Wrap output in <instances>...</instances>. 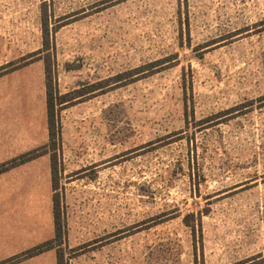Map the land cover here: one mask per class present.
<instances>
[{
  "label": "rangeland",
  "instance_id": "rangeland-1",
  "mask_svg": "<svg viewBox=\"0 0 264 264\" xmlns=\"http://www.w3.org/2000/svg\"><path fill=\"white\" fill-rule=\"evenodd\" d=\"M43 17L69 101L55 256L264 264V0H0V68L20 65L0 77L1 149L49 142L44 62L21 66L42 50ZM43 162L46 191L30 186L47 205L32 202L27 225L46 212L49 241Z\"/></svg>",
  "mask_w": 264,
  "mask_h": 264
},
{
  "label": "crops",
  "instance_id": "crops-1",
  "mask_svg": "<svg viewBox=\"0 0 264 264\" xmlns=\"http://www.w3.org/2000/svg\"><path fill=\"white\" fill-rule=\"evenodd\" d=\"M5 117L0 115V122L2 119H6ZM12 119L10 118V121ZM6 145L1 149L0 143V165L25 154L24 152H16L15 144L14 147L11 146L9 148V142L6 141ZM45 157L47 156L38 158L0 175V263L49 242L55 237L54 220L52 226L54 237L52 236V239H48L49 241H47V239L42 237L39 230L42 225L46 226L48 223L45 215L47 214L46 212H43V220L36 213L35 224L37 228L33 229L30 225H27V223H31L30 220L32 219V212L29 208L31 203L35 202L47 205L46 202L42 203V199L45 198L41 196V188L37 190V188L30 186L32 181L35 184L38 182L39 186L43 183L45 185L44 190L46 191L48 179L47 163L43 162L45 166L43 169H37V163ZM43 193L46 197V192ZM54 250L47 251L18 264H57V254L55 256Z\"/></svg>",
  "mask_w": 264,
  "mask_h": 264
},
{
  "label": "trees",
  "instance_id": "trees-1",
  "mask_svg": "<svg viewBox=\"0 0 264 264\" xmlns=\"http://www.w3.org/2000/svg\"><path fill=\"white\" fill-rule=\"evenodd\" d=\"M48 17H43L42 20V33H43V43L42 50L36 54H31L28 59H22L24 62L21 66H26L32 63L33 60H29L37 55H41L39 60L44 62L45 65V84H46V96H47V121H48V135L49 142L38 149L29 151L23 155H20L9 162L0 165V175L4 174L10 170L18 168L26 163L34 161L43 156H49L51 161V179L52 187L55 192L53 197L54 204V222H55V237L53 240L43 243L39 246H36L26 252H23L20 255L15 256L14 258L2 262L0 264H18L25 260L31 259L38 255H41L47 251L58 249L59 246H55L59 241L62 240L63 226L61 223V214H60V201L57 194L59 188L58 176H59V155L61 146H62V126L57 116L56 108L58 106L64 107L69 101L68 94L62 95L57 89V84L55 83V72L53 66L50 62L51 49L52 45L50 42L51 30L49 28ZM29 60V61H27ZM20 68V65L8 64L7 66L0 68V77L6 75L12 71H16ZM57 264H63V257L60 254V251H57Z\"/></svg>",
  "mask_w": 264,
  "mask_h": 264
}]
</instances>
